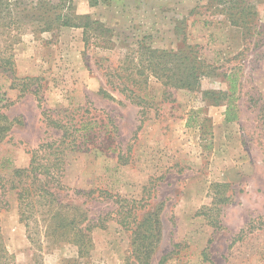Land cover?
<instances>
[{
    "label": "rangeland",
    "instance_id": "1",
    "mask_svg": "<svg viewBox=\"0 0 264 264\" xmlns=\"http://www.w3.org/2000/svg\"><path fill=\"white\" fill-rule=\"evenodd\" d=\"M230 1L73 0L79 14L111 30L105 40L114 46L93 37L86 44L83 28L40 32L24 20L8 31L0 22V111L11 123L0 140V235L12 255L6 264H140L135 223L150 213L161 221L150 264L163 257L162 264H264V32L232 25L224 10L252 3L264 25V0ZM137 45L197 54L211 76L191 91L150 74L146 101L135 102L107 80L122 82L117 71L129 57L137 62ZM229 74L238 79L239 118L228 123L225 105L203 92L230 89ZM52 121L71 124L81 146L66 145L63 202L79 206L71 213L80 219L105 225L92 231L87 258L73 243L52 244L41 228L32 242L10 189L14 169L61 136ZM215 183L227 184L218 188L229 199L223 205L214 204ZM43 217L30 223L43 226Z\"/></svg>",
    "mask_w": 264,
    "mask_h": 264
},
{
    "label": "trees",
    "instance_id": "2",
    "mask_svg": "<svg viewBox=\"0 0 264 264\" xmlns=\"http://www.w3.org/2000/svg\"><path fill=\"white\" fill-rule=\"evenodd\" d=\"M0 0V22L4 30L11 31L14 27L22 28L24 20L32 23L34 31L45 32L58 29L60 27L83 28L84 41L88 44L91 37L96 40V44L100 41L107 46H114L112 40L106 39V32L111 30L99 20L92 19L89 15L79 14L73 3V0ZM230 2H234L233 0ZM229 2V3H230ZM92 6L99 4V0H90ZM227 20L234 26H240L249 32L250 30L261 29L264 32V25H259L257 19V10L254 4L236 6L231 4L224 7ZM223 11V10H222ZM102 39V40H101ZM138 60L133 62L135 58L129 57L131 60L128 64H124L117 71V76L122 82L115 85L113 81L107 80V83L114 85V90H119L125 94L127 98H131L138 103H144L147 99L146 83L149 75L152 74L162 80L165 85H172L176 88L189 89L191 91L198 90L203 78L210 77L211 71L203 70L202 65L197 64V54L189 57L185 51H166L159 49H151L148 46L137 45ZM192 52V51H191ZM193 55V52H192ZM7 64H11L10 58L4 59ZM231 78L230 89L223 90H205L204 96L215 100V105H225L224 112L226 122L237 121L239 116L235 112L236 104L233 97L237 92V76L236 74L227 75ZM140 79H137V78ZM35 78H26L29 82ZM30 83H26L28 88ZM35 92L37 89L34 90ZM144 91V94H137ZM229 92V93H228ZM109 97L112 94L102 91ZM143 95V96H142ZM114 98V97H113ZM5 100V94L0 93V102ZM225 101L224 104H221ZM264 110V109H263ZM264 127V114L261 115ZM53 125L62 129L61 136L56 140H48L32 151V157L29 165L23 168L14 169L10 178V189L15 190L19 200V213L21 221L25 222L29 239L34 242L38 228H41L45 237L52 244H60L61 242L73 243L78 248L80 258H87L93 247L91 233L95 228H103L105 225L99 220L90 218L88 215L84 218L79 206L73 203L63 202L61 195L69 190L62 181V172L64 169L63 155L66 152V145L81 147L76 143V139H71L73 130L70 125L63 124L60 121H52ZM188 126H192L188 121ZM73 127V126H72ZM11 123L9 117L0 111V140L10 130ZM227 184L215 183L214 204L223 205L228 202L227 195L221 194L218 188L226 187ZM78 195H89L90 192H75ZM68 197V194H65ZM76 199V198H74ZM217 208L220 210V206ZM77 210L76 214H72V210ZM35 214L44 216L43 220L47 223H34L31 218ZM128 226L129 223H121ZM135 254L140 264H150V258L155 249V241L160 236L161 221L155 219L154 214H146L139 223H135ZM246 229H241L237 238H243ZM34 234V235H33ZM8 256H12L2 247L0 235V264H6ZM163 257L159 264L164 262Z\"/></svg>",
    "mask_w": 264,
    "mask_h": 264
}]
</instances>
